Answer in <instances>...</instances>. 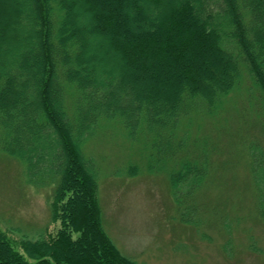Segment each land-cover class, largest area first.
<instances>
[{
    "label": "trees",
    "instance_id": "16d2710c",
    "mask_svg": "<svg viewBox=\"0 0 264 264\" xmlns=\"http://www.w3.org/2000/svg\"><path fill=\"white\" fill-rule=\"evenodd\" d=\"M11 1L0 24V153L31 185L52 186L59 227L35 238L0 229V264H137L103 228L83 145L112 121L167 159L184 149L192 155L171 186L190 194L211 166L209 148L190 142L193 122L220 116L244 88L264 119V0ZM100 37L119 64L97 54Z\"/></svg>",
    "mask_w": 264,
    "mask_h": 264
},
{
    "label": "rangeland",
    "instance_id": "374dc122",
    "mask_svg": "<svg viewBox=\"0 0 264 264\" xmlns=\"http://www.w3.org/2000/svg\"><path fill=\"white\" fill-rule=\"evenodd\" d=\"M13 5L0 0V24L2 12ZM99 41L97 54L119 64L112 52L103 53L115 48ZM152 85L159 92L167 88ZM259 106L258 95L244 88L220 116L193 122L190 142L209 148L205 158L211 166L190 194L183 185L173 191L170 178L190 152L182 149L167 159L151 148L147 136L131 137L112 121L99 125L83 153L97 173L103 228L123 255L137 264H264V174L253 173L264 163ZM52 192V186L31 185L24 166L0 153L1 230L31 238L46 227L55 233Z\"/></svg>",
    "mask_w": 264,
    "mask_h": 264
}]
</instances>
